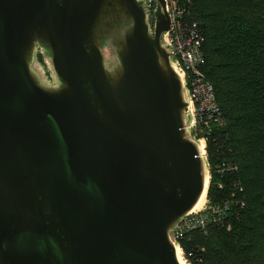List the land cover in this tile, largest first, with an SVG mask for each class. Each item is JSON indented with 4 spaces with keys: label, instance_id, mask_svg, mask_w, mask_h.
<instances>
[{
    "label": "water",
    "instance_id": "obj_1",
    "mask_svg": "<svg viewBox=\"0 0 264 264\" xmlns=\"http://www.w3.org/2000/svg\"><path fill=\"white\" fill-rule=\"evenodd\" d=\"M154 17L143 0H0V264H178L209 173L164 0Z\"/></svg>",
    "mask_w": 264,
    "mask_h": 264
},
{
    "label": "trees",
    "instance_id": "obj_2",
    "mask_svg": "<svg viewBox=\"0 0 264 264\" xmlns=\"http://www.w3.org/2000/svg\"><path fill=\"white\" fill-rule=\"evenodd\" d=\"M180 5L202 35L199 69L219 109L205 133L206 205L227 207L221 224L177 242L190 264H264V0Z\"/></svg>",
    "mask_w": 264,
    "mask_h": 264
},
{
    "label": "built area",
    "instance_id": "obj_3",
    "mask_svg": "<svg viewBox=\"0 0 264 264\" xmlns=\"http://www.w3.org/2000/svg\"><path fill=\"white\" fill-rule=\"evenodd\" d=\"M143 1L149 26L153 29L155 25L156 0ZM164 2L170 20V30L164 36V41L169 47L171 60L176 71L186 87L191 115V131L194 137L200 136L197 140L203 143L205 150V133L217 121L219 109L212 86L202 77L199 69L203 61L200 49L202 35L195 23L192 25L186 23L180 0H164ZM226 207L227 204L222 207L209 208L205 203L202 209L190 213L180 221L173 231L174 239L179 241L184 234L191 231H205L210 224H221L223 211H225ZM179 251L183 260L190 264L188 261L190 255H185L180 246Z\"/></svg>",
    "mask_w": 264,
    "mask_h": 264
},
{
    "label": "bare ground",
    "instance_id": "obj_4",
    "mask_svg": "<svg viewBox=\"0 0 264 264\" xmlns=\"http://www.w3.org/2000/svg\"><path fill=\"white\" fill-rule=\"evenodd\" d=\"M101 51H102V55H103V61H104V67H105L106 74L108 75V77L111 81H114L118 77V74H116V71H115V62L112 59H110L108 54L105 51H103V49ZM198 145H199L198 146L199 154H200V156H202V158H204V156H205L204 145L202 142H200V144H198ZM207 186H208V175L206 174V181H205V185H204V190L201 193L198 200L196 201L195 205L188 211L187 214H190V213H193V212H196V211L202 209V207L204 206V204L206 202L205 196H206ZM175 254H176V259H177L178 264H187L183 260L181 254H180V251L178 249L175 250Z\"/></svg>",
    "mask_w": 264,
    "mask_h": 264
},
{
    "label": "rangeland",
    "instance_id": "obj_5",
    "mask_svg": "<svg viewBox=\"0 0 264 264\" xmlns=\"http://www.w3.org/2000/svg\"><path fill=\"white\" fill-rule=\"evenodd\" d=\"M38 50V49H37ZM39 57V56H38ZM38 61L40 62V64H39V70L42 72V75H43V78L45 79V80H47V82H48V84L49 85H51V86H55L56 85V82H55V80L53 79V75H52V72L48 69V67H47V65H46V63H45V60L43 59V56H42V58H41V60H39L38 59ZM44 62V63H43ZM187 126H186V131L188 132V135L191 137V138H193L194 137V135L192 134V129H191V119H190V117H189V119H188V121H187V124H186ZM195 138V137H194ZM193 138V139H194ZM196 139V138H195ZM194 139V140H195ZM196 142H198V144H200V142L199 141H197V139L195 140ZM204 158H205V156H204ZM205 200H207L206 199V196H205ZM205 202V201H204ZM206 203V202H205Z\"/></svg>",
    "mask_w": 264,
    "mask_h": 264
}]
</instances>
